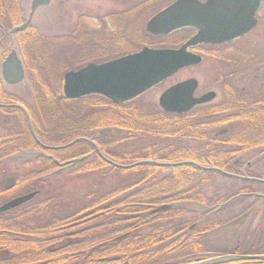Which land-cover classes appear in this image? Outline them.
Wrapping results in <instances>:
<instances>
[{"label":"trees","instance_id":"16d2710c","mask_svg":"<svg viewBox=\"0 0 264 264\" xmlns=\"http://www.w3.org/2000/svg\"><path fill=\"white\" fill-rule=\"evenodd\" d=\"M2 10L15 14L11 15V20L6 18L9 25H19L17 0L3 3ZM260 11L263 14L264 6ZM124 33L118 35V40L129 42L132 35ZM187 37V31H178L166 37H153L149 41L152 43H147L150 48L175 47ZM15 38L34 104L29 107L0 90V102L20 104L29 121L18 108H0V112L13 115L19 125L13 130L0 125V160L26 150H41L46 157L35 162L39 169L17 182V186L26 185L27 193L37 191L39 194L29 203L0 214V264H191L203 261L204 258H198V254L204 253L205 249L198 237L207 229L191 228L186 233L190 244L182 245L180 239L187 235L180 233L190 226L177 221L183 211L175 206L186 199V194L180 189L199 170L190 165L174 167L173 178L159 180L157 173L166 167L142 164L118 169L109 162L127 166L143 161H191L233 173L231 164L235 158L251 152H264V94L238 96L230 83L225 82L221 102L193 109L184 115L157 113L137 100L114 104L98 95L68 100L62 95V78L59 76L83 67L85 59H72L73 63L62 61L53 41L42 39L31 28L18 33ZM72 41L75 44L80 42L76 34L59 42L69 44ZM199 50L196 49L197 52ZM211 54L231 65H239L237 69H248L250 67L247 66L252 67L255 63L264 65L262 56H232L228 51ZM234 123L242 125L240 130L225 139L208 134L213 128ZM102 130L110 132L99 135ZM121 135L123 137H119ZM166 138L191 139L199 143L206 141L197 150L181 146L122 149L131 140ZM77 139L92 140L102 157L94 153L71 171L72 176L101 174L112 169L121 174L140 173L139 179L105 192H91L84 199V205L69 214L48 216L52 211V199L36 201L48 189L42 178L58 173V164L93 153V147L81 141L63 149L47 148L63 147ZM219 146H224V149ZM8 191L5 189L3 192ZM161 206L170 208L153 212ZM173 238L175 240L170 245L155 250L156 246ZM258 244L244 251L237 249L234 253L239 256L258 255L263 245Z\"/></svg>","mask_w":264,"mask_h":264},{"label":"rangeland","instance_id":"374dc122","mask_svg":"<svg viewBox=\"0 0 264 264\" xmlns=\"http://www.w3.org/2000/svg\"><path fill=\"white\" fill-rule=\"evenodd\" d=\"M175 1L177 0H54L48 7L36 11L30 28L42 39L53 41L62 61L73 63L72 59L75 61L85 59L83 66L88 63H102L135 53L143 47H149L147 42L152 41L153 36L146 32L148 20ZM20 5L26 10V17L30 0H20ZM263 6L264 0L262 8ZM122 13L125 14L121 15ZM259 14L257 27L252 32L225 45L200 47L197 54L201 56L202 62L181 72L175 78L184 80L189 76L194 77L199 83L198 95L209 90L215 91L217 98L211 105L222 101L225 82L230 83L238 96L264 94V65L258 66L255 63L252 67L247 66L250 67L248 69H237L239 65L231 62L232 66L229 62L213 57L211 54L217 55L228 51L233 54L232 56L246 58L262 56L261 59H264V12ZM123 33L132 35L129 42L125 40L122 43L118 40V35ZM73 34L78 36L79 43L75 44L73 41L69 44L61 43ZM190 34L191 32L187 31L186 39ZM181 44L182 42L175 47L164 46L163 48H178ZM67 72L61 74L62 77L59 76L62 78V83L64 74ZM175 78L170 82H174ZM166 86L168 83L156 87L146 97H141L137 101L139 104L155 109L159 93ZM3 89L14 95L13 97L22 104L33 106V93L27 76L17 85L4 84ZM0 125L10 130L17 129L19 126L17 119L5 112H0ZM241 126L239 123L229 124L213 128L208 134L218 139H225L239 131ZM205 141L199 143L191 139L177 140L176 138L131 140L126 142L128 144L122 149L132 151L151 146L158 149L181 146L197 150L204 146ZM220 148L224 149V146ZM40 157L44 158L46 154L41 150H26L0 160V206L15 197L27 194L26 185L17 186V182L19 183V180L31 171L39 169L35 162ZM232 163L233 173L229 172L230 174L264 181V152L248 153L235 158ZM78 164L81 163L60 167L58 173H51L42 178L47 182L48 189L36 201L52 199V211L48 216H61L78 210L84 205V199L89 193L105 192L119 184H132L139 179L140 175L134 171L121 174L108 169L101 174L72 176L70 173L77 168ZM156 177L159 180L171 179L173 169L161 170ZM9 178H12L13 182L10 186H6L5 182ZM5 189L10 192H3ZM180 191L186 194V199L179 205L175 204L177 209L183 211L177 221H181L182 224L188 223L190 226L180 234L187 235L191 228L196 227L207 229L198 237V241L200 240L205 249L204 253L198 254V258L213 260L225 256H239L240 254L234 253L237 249L244 251L257 243L263 244L260 252H264V184L230 178L218 172L199 170ZM187 237L188 235L182 236L180 239L185 247L190 244ZM174 240L173 238L156 246L155 250L170 245ZM261 253L258 255H264ZM233 262L231 264H243Z\"/></svg>","mask_w":264,"mask_h":264},{"label":"water","instance_id":"95a60500","mask_svg":"<svg viewBox=\"0 0 264 264\" xmlns=\"http://www.w3.org/2000/svg\"><path fill=\"white\" fill-rule=\"evenodd\" d=\"M49 2L50 0H33L31 14L27 22L13 29L12 33L23 31L29 24L35 10L39 6H47ZM261 2L262 0H206L205 2L177 0L148 20L146 32L152 36H167L180 29H195V34L180 47L175 49L143 47L135 53L103 63H88L78 70L64 74L62 94L68 100L98 95L114 104L131 101L179 70L199 65L202 58L193 52V49L197 46L228 43L252 31L257 25L255 15L261 6ZM2 75L9 84L23 81L25 77L24 69L14 52L3 63ZM197 84V80L188 79L169 88L160 97V107L166 112L184 114L196 106L206 105L214 101L216 97L214 92L194 97ZM109 132V130H102L98 134ZM80 141L91 142L90 140L77 139L66 146L47 149H63ZM90 144L94 147V152L101 156L95 144L92 142ZM91 156L92 154L58 165L61 168L72 166L84 162ZM109 163L118 169H130L142 164L169 168L191 165L201 171L218 172L238 180L264 184L262 180L235 176L216 168L202 167L191 161L179 163L143 161L127 166ZM12 182L13 179L9 178L6 180L5 185L10 186ZM38 194L39 192L34 191L9 200L0 206V214L29 203ZM169 208L170 206H161L153 212H160ZM229 261L263 262L264 255L225 256L193 264H221Z\"/></svg>","mask_w":264,"mask_h":264},{"label":"flooded vegetation","instance_id":"af4514ba","mask_svg":"<svg viewBox=\"0 0 264 264\" xmlns=\"http://www.w3.org/2000/svg\"><path fill=\"white\" fill-rule=\"evenodd\" d=\"M9 0H0V90H1V92H3L4 94H7V95H9V96H11V97H13L14 95H12V94H10V93H8V92H6L4 89H3V86H4V84L6 85V86H13V85H17V84H19V83H21V82H23V81H21V82H19V83H16V84H9V83H7L6 82V80L4 79V77H3V75H2V65H3V63L6 61V59L11 55V53H15L16 54V57L18 58V60L21 62V64H22V67H23V69H24V66H23V62L21 61V58L19 57V55H18V52H17V43H16V35L18 34V33H20V32H24V31H26L28 28H30V25H31V22H32V19H33V16H34V14L36 13V11L38 10V9H40V8H44V7H48L51 3H53V1L54 0H50V2H49V4L47 5V6H39L36 10H35V12L33 13V16H32V18H31V20H30V22H29V24L27 25V27L23 30V31H18V32H16V33H12V30L13 29H15V28H17V27H20V26H22L24 23H26L27 22V20H28V18H29V15L31 14V5H32V2H33V0H30V6H29V11H28V14L26 15V17H25V14L27 13L26 12V10L20 5V0H17V2H18V5H19V11H20V14H19V17H20V23H19V25H17V26H11V25H9V23H8V21H6V18H9V20H11V15H15L13 12H7V7L5 6V9H7L6 11L4 10H2V4L4 3H7ZM13 9H14V11H15V9L16 8H14L13 7ZM125 13H122L121 15H124ZM257 15H258V13H257ZM257 15H256V18H257ZM189 29H191V28H187V29H185L186 31H190L192 34H191V36L196 32V30L195 29H191V30H189ZM219 45H225V44H219ZM219 45H217V44H202V45H199V46H197L196 48H200V47H211V46H219ZM192 67H194V66H189V67H187V68H184V69H182V70H179L177 73H175L174 75H172V76H170V77H168V78H166L165 80H163V81H161V82H159L157 85H155L153 88H151L150 90H148V91H146L144 94H142L141 96H139L137 99H139V98H141V97H146L147 96V94H149V92H151L153 89H155L156 87H161V86H163V85H165V84H167L168 83V86H166L160 93H159V96H158V100H157V104H156V106H155V111L157 112V113H164V114H168V115H184V114H187V113H184V114H177V113H170V112H166V111H164L161 107H160V105H159V100H160V97H161V95L166 91V90H168L169 88H171V87H173V86H175V85H177V84H179V83H182V82H184V81H186V80H188V79H195L194 77H192V76H189L188 78H185L184 80H177L176 78L180 75V73L181 72H183V71H186V70H189V69H191ZM25 70V69H24ZM176 77V78H175ZM173 78H175L176 80H174V82H170L171 80H173ZM196 80V79H195ZM197 83H198V81H197ZM198 86H199V83L197 84V88H196V90H195V92H194V97H200V96H202V95H204V94H206V93H208V92H215V91H213V90H209V91H207V92H205V93H202V94H200V95H198L197 94V90H198ZM216 93V92H215ZM217 94V93H216ZM217 98V97H216ZM14 99H16V97H14ZM136 99V100H137ZM13 105V107H15V108H18L19 110H21L22 112H23V114L25 115V117H27L26 116V113H25V111L23 110V108L21 107V105L20 104H18V103H13L12 104ZM11 106V105H10ZM10 106H8V104H6V103H0V108H5V107H10ZM206 106H211V104H206ZM206 106H201V107H199V108H202V107H206ZM91 142L92 143H94L92 140H91ZM90 142V143H91ZM89 143V142H88ZM235 165L237 164L236 162L234 163ZM252 264H258V263H256V262H252ZM260 264H263V263H260Z\"/></svg>","mask_w":264,"mask_h":264}]
</instances>
